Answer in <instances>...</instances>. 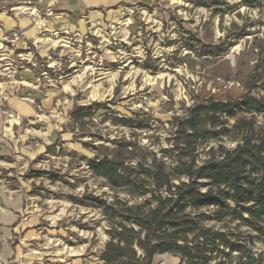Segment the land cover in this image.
Returning a JSON list of instances; mask_svg holds the SVG:
<instances>
[{"label": "rangeland", "instance_id": "1", "mask_svg": "<svg viewBox=\"0 0 264 264\" xmlns=\"http://www.w3.org/2000/svg\"><path fill=\"white\" fill-rule=\"evenodd\" d=\"M0 12L28 17L34 27L7 31L0 21V100L18 97L38 109L24 130L23 149L12 157L35 235L23 240L19 257H0L1 264H102L110 220L82 203L84 196L111 201L117 192L130 203L146 197L110 188L87 159L112 149L116 138L150 149L168 147L172 116L197 95L225 99L247 90L264 95L263 0L120 4L96 19V11H86L75 26L50 18L43 0H0ZM94 101H111V111L97 110L85 127L70 118L76 105ZM135 116L142 120L138 129L112 118ZM220 141L235 145L208 138L200 144L201 157ZM254 249L264 257V243ZM154 261L180 264L172 253Z\"/></svg>", "mask_w": 264, "mask_h": 264}, {"label": "trees", "instance_id": "2", "mask_svg": "<svg viewBox=\"0 0 264 264\" xmlns=\"http://www.w3.org/2000/svg\"><path fill=\"white\" fill-rule=\"evenodd\" d=\"M109 103L76 105L70 118L85 127L97 110L111 111ZM112 118L132 129L143 126L137 116ZM170 124L168 147L116 138L112 149L87 159L110 188L146 197L130 203L117 192L111 201L84 196L82 203L110 220L102 264H155L165 253L178 256L180 264H264L254 249L264 243V95H197ZM208 138L235 145L220 141L201 157L200 144ZM206 218L215 223L205 224Z\"/></svg>", "mask_w": 264, "mask_h": 264}, {"label": "crops", "instance_id": "3", "mask_svg": "<svg viewBox=\"0 0 264 264\" xmlns=\"http://www.w3.org/2000/svg\"><path fill=\"white\" fill-rule=\"evenodd\" d=\"M142 1L154 0H43V3L46 14L54 21L62 18L75 26L83 23L86 11H96L92 16L96 19V15L99 18L103 15V10ZM7 6L18 7L14 4ZM28 19L0 12V21L7 31L19 26L30 32L34 27ZM37 112V107L18 97L0 100V257L3 261L19 257L23 240H30L35 235L36 223L28 215L26 193L13 177L16 170L18 173L20 171L17 161L12 157L17 156L20 147L23 149L21 144L26 138L24 130Z\"/></svg>", "mask_w": 264, "mask_h": 264}, {"label": "bare ground", "instance_id": "4", "mask_svg": "<svg viewBox=\"0 0 264 264\" xmlns=\"http://www.w3.org/2000/svg\"><path fill=\"white\" fill-rule=\"evenodd\" d=\"M1 264V263H0Z\"/></svg>", "mask_w": 264, "mask_h": 264}]
</instances>
